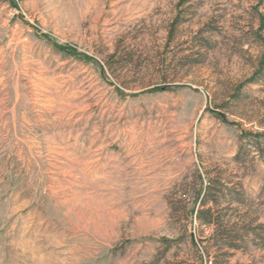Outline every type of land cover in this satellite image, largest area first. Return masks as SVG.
Listing matches in <instances>:
<instances>
[{
	"label": "rangeland",
	"instance_id": "rangeland-1",
	"mask_svg": "<svg viewBox=\"0 0 264 264\" xmlns=\"http://www.w3.org/2000/svg\"><path fill=\"white\" fill-rule=\"evenodd\" d=\"M263 58L264 0H0V264H264Z\"/></svg>",
	"mask_w": 264,
	"mask_h": 264
},
{
	"label": "trees",
	"instance_id": "trees-1",
	"mask_svg": "<svg viewBox=\"0 0 264 264\" xmlns=\"http://www.w3.org/2000/svg\"><path fill=\"white\" fill-rule=\"evenodd\" d=\"M8 2L13 6L14 5V0H8ZM262 62H264V58H263V61H261V64ZM264 136V134H259L257 135L256 137H262ZM211 183H209L207 185V188L205 189V197H209L210 196V193H211ZM212 204L216 205L217 204V201H208L207 200H203V201H200V204H199V207H201L200 209L197 210V219L201 222V223H205V224H214V221H213V213H212Z\"/></svg>",
	"mask_w": 264,
	"mask_h": 264
}]
</instances>
